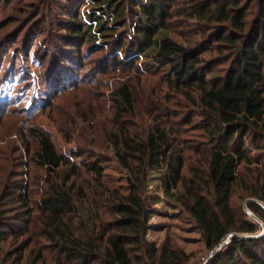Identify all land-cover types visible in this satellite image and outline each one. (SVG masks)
<instances>
[{"label":"rangeland","instance_id":"1","mask_svg":"<svg viewBox=\"0 0 264 264\" xmlns=\"http://www.w3.org/2000/svg\"><path fill=\"white\" fill-rule=\"evenodd\" d=\"M127 6L117 26L116 41L133 39L136 13L130 4ZM241 6L250 24L257 4L242 0ZM92 7V0H0V264H56L59 256L57 247L44 234L39 211L38 202L47 189V172L35 159L39 144L33 129L46 132L70 166H79L70 182L81 187L86 197L73 223L77 233L85 237L93 236L116 217L107 201L110 194L103 190L120 195L130 190L129 172L116 154L117 139L145 140L159 127L167 130L182 150L183 174L191 185L198 178L196 173L205 168L204 155L211 143L203 117L164 73L147 70L142 58H130V62L135 61L130 65L122 52L117 53V43H104L102 38L90 47L80 41V58L75 53L71 56L72 12L80 11L86 23V13ZM181 12L175 11L171 28L183 44L205 40L217 26L189 19L187 8ZM115 56L123 60L121 65L113 64ZM203 58L209 78L223 75L230 66L229 56L216 50L204 53ZM124 88L132 96V106L119 92ZM249 154L251 161L239 169L232 206L258 230L233 233L222 248L233 235L264 238V221L253 211L255 204L264 210V202L253 196L264 173V155L253 148ZM93 163L103 166L101 185L94 172L87 170ZM69 169L62 167L59 172ZM163 173V168L148 171L145 194L150 211L147 252L140 255L143 264L151 263L153 249L157 262L167 250L178 254L182 264H210L214 251L207 248L197 223L183 205L164 193L160 182ZM24 192L29 205L23 201Z\"/></svg>","mask_w":264,"mask_h":264},{"label":"trees","instance_id":"2","mask_svg":"<svg viewBox=\"0 0 264 264\" xmlns=\"http://www.w3.org/2000/svg\"><path fill=\"white\" fill-rule=\"evenodd\" d=\"M182 1L186 4L180 5L179 0H92L86 23L80 11L72 12L68 39L71 56L75 53L80 58V41L90 47L102 38L104 43H117V53L122 52L127 60L142 58L147 70L164 73L172 86L200 111L211 144L204 155L203 173H196L198 178L191 185L183 174L182 150L167 130L158 127L145 140L128 136L117 139L116 154L129 172L130 190L120 195L102 189L104 194H110L107 201L116 217L93 236L85 237L77 233L73 223L74 216L81 214L86 197L81 187L70 182L79 166H70L46 132L33 129L39 144L35 159L47 172V189L38 202L39 211L44 234L59 251L56 264L144 263L140 255L147 252L148 244L150 210L145 193L149 170L164 169L160 177L164 193L183 205L210 251L233 233L258 230L233 208L232 198L241 165L251 161L250 149L264 155V0H250L257 4L256 16L250 24L242 0ZM128 4L136 13L133 39L116 41L117 26ZM186 8L189 19L217 25L211 34L204 36L205 40L196 44H183L172 35L175 11ZM211 50L229 56L230 61L224 74L213 78L208 77V66L203 64L204 53ZM122 63L118 56L114 57V65ZM102 69L105 72L107 67ZM119 92L124 94L126 104L132 106L131 94L125 88ZM62 167L70 169L59 172ZM87 170L94 172L101 185L103 166L93 163ZM258 184L253 196L264 202L263 172ZM27 195L24 192L22 199L29 205ZM253 211L264 221L260 206L253 205ZM231 240L210 264H264V238L233 235ZM149 256L150 264H182L181 257L173 251L164 250L161 262L156 260V250H151Z\"/></svg>","mask_w":264,"mask_h":264},{"label":"water","instance_id":"3","mask_svg":"<svg viewBox=\"0 0 264 264\" xmlns=\"http://www.w3.org/2000/svg\"><path fill=\"white\" fill-rule=\"evenodd\" d=\"M255 217V216H254ZM255 218H257V217H255ZM251 238V237H250ZM226 240V239H225ZM223 241L215 250H214V252H213V255H212V258L213 257H215V255L217 254V252L226 244V241ZM211 258V259H212Z\"/></svg>","mask_w":264,"mask_h":264}]
</instances>
